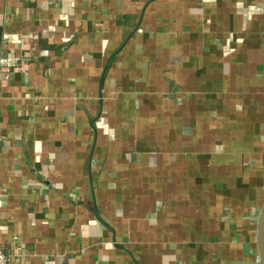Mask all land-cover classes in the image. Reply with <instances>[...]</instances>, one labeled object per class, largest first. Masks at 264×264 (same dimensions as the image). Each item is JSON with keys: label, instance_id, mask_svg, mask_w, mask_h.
Masks as SVG:
<instances>
[{"label": "crops", "instance_id": "crops-1", "mask_svg": "<svg viewBox=\"0 0 264 264\" xmlns=\"http://www.w3.org/2000/svg\"><path fill=\"white\" fill-rule=\"evenodd\" d=\"M264 0H0L11 264H257Z\"/></svg>", "mask_w": 264, "mask_h": 264}, {"label": "water", "instance_id": "water-1", "mask_svg": "<svg viewBox=\"0 0 264 264\" xmlns=\"http://www.w3.org/2000/svg\"><path fill=\"white\" fill-rule=\"evenodd\" d=\"M259 262L257 264H264V204L258 222V237Z\"/></svg>", "mask_w": 264, "mask_h": 264}, {"label": "built area", "instance_id": "built-area-1", "mask_svg": "<svg viewBox=\"0 0 264 264\" xmlns=\"http://www.w3.org/2000/svg\"><path fill=\"white\" fill-rule=\"evenodd\" d=\"M0 264H11V258L0 249Z\"/></svg>", "mask_w": 264, "mask_h": 264}]
</instances>
